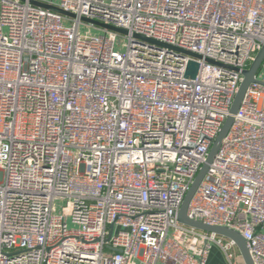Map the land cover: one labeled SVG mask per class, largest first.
I'll list each match as a JSON object with an SVG mask.
<instances>
[{"label":"built area","instance_id":"obj_1","mask_svg":"<svg viewBox=\"0 0 264 264\" xmlns=\"http://www.w3.org/2000/svg\"><path fill=\"white\" fill-rule=\"evenodd\" d=\"M263 45L264 0H0V264H236L177 215ZM258 71L187 216L264 264Z\"/></svg>","mask_w":264,"mask_h":264},{"label":"water","instance_id":"obj_2","mask_svg":"<svg viewBox=\"0 0 264 264\" xmlns=\"http://www.w3.org/2000/svg\"><path fill=\"white\" fill-rule=\"evenodd\" d=\"M32 4L39 6L41 8L47 9V10H52L54 12H57L59 14H62L63 16H71L73 17V15H71L70 13H66L62 10H60L57 7L54 6H47L38 2L33 1ZM83 22H89L88 20H82ZM101 28H106L108 30L114 31L116 33L119 34H125L126 32L124 30H120V29H116L113 28L111 26L105 25V24H100V23H96V22H91ZM149 42L153 43L151 40H148ZM264 60V45L260 48L259 52L257 53V56L255 57V60L252 62V64L249 66V68L247 70H244L243 72V81L241 82V84L239 85V90L237 92V94L235 95L232 104H231V108H230V115L227 117V119L225 120V122L223 123V127L220 131V133L217 135L216 139L213 141V144L210 148V151L208 153L207 156V161L206 164H204L201 169L198 171V173L195 176V179L192 183V185L190 186L189 190L186 193V196L179 208L178 211V215H177V219L178 221L185 225L188 226L190 228L193 229H199L201 231H204L206 233L209 234H217L219 236H222L226 239H230L234 245H236V248L238 250L241 262H243V264H253V262H251L250 256H249V252H248V248L247 245H245V241L243 240V238L241 237V235L232 230V229H228V228H222V227H209L206 226L204 224H202L201 222L198 221H192L188 218L187 216V208L189 206L190 201L192 200L193 196H194V192L196 191L197 187L199 186V184L201 183V181L203 180V176L205 175L208 166L210 165V163L213 160V157L215 156V154L217 153V151L219 150V148L221 147L224 138L227 135V132L229 131L230 127L232 126V121H233V115L236 114V112L239 109V105L243 99V96L246 92V88L251 84L256 82V75L258 74V70L260 68V65L262 63V61ZM197 68L198 65L197 63L191 61L188 63L187 68H186V78L188 79H194L196 76V72H197Z\"/></svg>","mask_w":264,"mask_h":264},{"label":"crops","instance_id":"obj_3","mask_svg":"<svg viewBox=\"0 0 264 264\" xmlns=\"http://www.w3.org/2000/svg\"><path fill=\"white\" fill-rule=\"evenodd\" d=\"M207 264H228V262H226L224 255L219 248L214 246L209 253Z\"/></svg>","mask_w":264,"mask_h":264},{"label":"rangeland","instance_id":"obj_4","mask_svg":"<svg viewBox=\"0 0 264 264\" xmlns=\"http://www.w3.org/2000/svg\"><path fill=\"white\" fill-rule=\"evenodd\" d=\"M54 2H56L57 0H53ZM68 26V25H67ZM80 32L81 33H86V32H88V33H90V34H99V32L98 31H96V30H93V29H91V28H89L88 26H81V28H80ZM116 49L118 50V51H121V47L120 46H118V45H116ZM56 205H57V209H60V207L62 206V205H64V203H62L61 201H57L56 202ZM234 262L236 263V264H243L242 262H241V259L239 258V257H236L235 259H234Z\"/></svg>","mask_w":264,"mask_h":264}]
</instances>
